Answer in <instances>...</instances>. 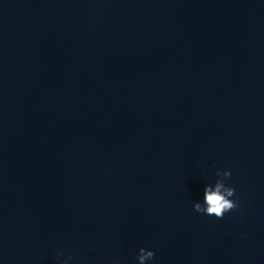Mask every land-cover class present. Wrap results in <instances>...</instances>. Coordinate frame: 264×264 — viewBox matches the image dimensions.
I'll use <instances>...</instances> for the list:
<instances>
[{
  "label": "water",
  "instance_id": "water-1",
  "mask_svg": "<svg viewBox=\"0 0 264 264\" xmlns=\"http://www.w3.org/2000/svg\"><path fill=\"white\" fill-rule=\"evenodd\" d=\"M141 248L264 264V0H0V264Z\"/></svg>",
  "mask_w": 264,
  "mask_h": 264
},
{
  "label": "clouds",
  "instance_id": "clouds-1",
  "mask_svg": "<svg viewBox=\"0 0 264 264\" xmlns=\"http://www.w3.org/2000/svg\"><path fill=\"white\" fill-rule=\"evenodd\" d=\"M220 179H217L215 185H207L204 190L203 202L194 204V210L207 216H214L216 219H223L225 214L230 213L238 208V203L231 199L236 194L234 187L227 186L225 180L231 178V171H218L216 173ZM62 253H57L59 257ZM74 257L69 255L63 261V264H68ZM155 252L141 248L137 257L138 264H148L149 261H154Z\"/></svg>",
  "mask_w": 264,
  "mask_h": 264
}]
</instances>
